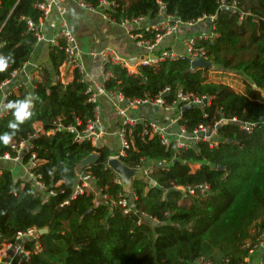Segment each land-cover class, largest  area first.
<instances>
[{
	"label": "trees",
	"instance_id": "1",
	"mask_svg": "<svg viewBox=\"0 0 264 264\" xmlns=\"http://www.w3.org/2000/svg\"><path fill=\"white\" fill-rule=\"evenodd\" d=\"M39 1L0 0V54L11 55L14 61L0 73V85L21 72L35 53L36 39L27 21L38 24L43 18L35 7ZM76 1L99 7L101 0ZM106 1L114 5L103 12L116 23L138 17L153 21L159 12L181 23L214 18L210 31L218 37L195 46L204 51L211 68L190 70L188 60L181 59L140 66L135 75L106 64L105 72L112 77L103 85L130 99L155 98L168 88L167 104L175 101L178 91L211 97L210 107L182 114L179 124L187 131L198 125L213 127L220 119L228 122L218 127L219 142L213 149L201 143L187 151L166 148L157 138L141 141V127L132 128L133 147L120 161L132 169L141 167L142 160L154 165L146 178L131 181L127 195L107 167L110 149L74 141L69 128L82 130L93 119L95 105L87 102V83L81 82L77 71L72 72L71 82H60L58 70L65 53L51 49L53 73L40 69V79L32 82L39 97L32 118L11 144L0 143V156H13V143L36 135L30 143L39 163L31 172L46 190L21 184L9 171L2 172L0 249L12 243L18 232L35 228L47 232L38 237L39 250L26 243L31 256L24 264H193L198 257L214 264L225 259L241 264L246 256L242 243L253 238L254 229H264V0ZM223 4L230 11L222 10ZM140 34L144 39L153 37ZM214 67L242 75V91L209 80ZM25 95L21 87L18 94L9 92L5 102ZM11 119L10 112L0 117V134L10 131ZM232 119L237 122L230 123ZM37 123L43 134L35 131ZM244 123L251 126L249 131L240 128ZM92 153L98 160L81 171L92 182L90 190L62 205L71 196L80 163ZM29 157L21 162L28 164ZM122 199L133 210L125 213L129 206H122ZM261 257L264 263V253Z\"/></svg>",
	"mask_w": 264,
	"mask_h": 264
},
{
	"label": "built area",
	"instance_id": "2",
	"mask_svg": "<svg viewBox=\"0 0 264 264\" xmlns=\"http://www.w3.org/2000/svg\"><path fill=\"white\" fill-rule=\"evenodd\" d=\"M53 1H39L36 3L35 7L42 12V19L38 22V24H34L31 21H27V27L29 30L34 31V37L36 39V44L45 42L49 45L50 49L53 48H60L65 53V61L62 66L67 67L71 72L77 71L81 77V82L87 83V89L85 94L88 95L87 102L94 104V117L91 120L86 122L85 127L82 130H76L75 128H69L74 133V141L76 143H84L89 142L94 148H97V140L101 136L100 132H96L97 127L100 121V114H99V106H98V98L99 95H105L114 108L117 116L119 118V125L116 129L115 134L119 139V149L116 153H112L109 159H117L120 161V158L124 157L126 151L133 147V141L131 138V129L139 125L141 127L140 133V140L147 141L153 138H157L161 145L164 147H173L176 150H184L187 151L192 147H196L198 144L204 143L207 144L210 149H213L217 146L219 142V138L217 135V129L219 126L226 124L228 121L225 119H220L218 122L214 124L213 127L206 126V125H198L192 131H187L186 128L179 124V121L182 117V109L186 107H210L212 98L208 96L196 97L193 94H184L181 91H178L176 95L175 101L171 104H167L165 102V97L169 92V89L166 88L163 92H161L157 97L150 98L148 95H145L143 98H126L121 92H112L107 91L104 88V82L101 85H98L94 82H87L85 80L86 73L84 71L83 65L80 64L79 53L75 44V39L73 34L68 30L63 24L60 27V30L56 32L53 36L45 37L42 34V26L45 19L49 16L53 8ZM79 5L87 10H95V9H109L114 5V2H108L106 0H101L99 3V7H94L91 5H87L84 3H79ZM226 7L224 4L221 5V9ZM228 8V7H226ZM162 12H159V14ZM106 17L113 21L108 15ZM165 18V17H164ZM171 21H173V25H162L160 27L152 26L150 28H146L144 31L145 33H152L153 37L151 39H144L141 37L138 41H136L137 45L148 49L153 50L156 49L158 44L162 41L164 36L173 34L176 32L179 26H184L186 28H194L198 23L204 21V19H198L196 22H189V23H181L179 20L174 18L168 17ZM145 20L144 17L132 18V19H123L121 20L118 25L122 27L126 26H133L139 27L140 24ZM214 20V18H209V24ZM211 25V24H210ZM211 27V26H210ZM211 30V28H210ZM209 32L206 33H199L197 35L188 36L183 41V48L184 54L179 55L178 53L172 50H161L157 55H155L151 59H145L140 61V66H147V65H158L163 62H174L181 59L188 60L189 69L194 70L195 67L192 66V63L196 60H204L207 61V57L203 50L196 49L195 46L197 42L201 41H208L212 43V40L217 38L218 35ZM132 37H136L132 35ZM101 57V73L104 75V81L111 78V74L105 72V65L106 64H114L120 67L125 68L126 65L117 54L110 50L106 49L100 53ZM202 68V67H201ZM212 72H215L213 70ZM15 75V74H13ZM12 75V76H13ZM30 79V78H29ZM5 83L0 85V88L7 84ZM7 94L4 96L3 104H6ZM147 108L151 111H161L164 115L168 116L166 121L159 122L155 119H145L140 114H134L135 111ZM7 114L2 108H0V117L5 116ZM206 117V115H205ZM230 123H236V119H232L229 121ZM77 124L80 123L77 121ZM240 128L244 131H249L251 126L244 123L240 126ZM37 133H44L42 130L37 131ZM51 133H46L49 135ZM36 135L28 136L27 139L21 140L17 143H13L10 147V150L14 153L13 156L6 153L3 156H0L2 159H9L13 162H21L22 157L29 155V165L30 170L34 167L39 161L35 160V153H33L32 146L30 141L34 139ZM96 154V153H94ZM108 159V160H109ZM142 165L139 168H135L138 170H143L146 177L151 174L153 165H149L143 167V164L146 162L142 160ZM83 173L81 172L78 176V182L75 184L74 189L71 193V196L68 200H66L62 205H67L71 200H75L79 196L84 195L88 190H90L89 185L86 183V175L84 177L85 180L82 178ZM31 177L34 180V184L32 187L39 191H45L46 187L44 184L39 180L40 177L38 175H34L31 172ZM117 182L121 183L120 178L118 177ZM205 189L207 187H204ZM192 193L191 191H189ZM49 195H53V192H50ZM99 198V197H98ZM107 200V196L103 197ZM122 206H129L127 210L124 212L127 213L128 211L133 210V205H129L125 199H122L119 202ZM40 230L35 228H30L24 232H18L14 238L12 243H8L2 246L0 249V264H24L30 260L31 252L26 248V243L32 242L35 245V249L39 250L38 245V237L40 235ZM240 249L246 253V256L243 258L241 264H246L251 257L254 255L264 253V229H254L253 230V238L245 240ZM193 264H214L210 259L204 257H198L194 260ZM219 264H232L229 259L223 260ZM258 264H264L262 259L259 261Z\"/></svg>",
	"mask_w": 264,
	"mask_h": 264
},
{
	"label": "crops",
	"instance_id": "3",
	"mask_svg": "<svg viewBox=\"0 0 264 264\" xmlns=\"http://www.w3.org/2000/svg\"><path fill=\"white\" fill-rule=\"evenodd\" d=\"M43 1H53L54 4L51 13L43 22L42 34L47 38L53 36L60 30L62 24L70 30L75 39L80 64L83 65L86 73L85 80L98 85L103 84L105 80L100 69V53L102 51L106 49L114 51L120 61L125 63L128 73L137 75L140 61L153 58L161 50H172L179 55H183V41L188 36L209 32L211 28L208 20L198 23L194 28L179 26L175 33L164 36L156 49L148 50L137 45L136 41L143 37L140 32H145L146 28L174 24L168 17L163 19V13H160L153 21L145 18L139 27H122L118 23L109 20L103 9L87 10L81 7L76 0ZM132 35L136 37L133 38ZM50 50L49 45L45 42L36 44L35 53L30 62L21 72L13 75L11 80L0 88V105H2L6 94L9 92L18 94L21 87H24L27 94L33 92L32 82L40 79V69L46 68L50 73H53L49 61ZM58 72V79L61 83L66 84L72 81L73 74L67 67L61 66ZM98 106L100 121L96 132H100L101 136L97 140V148L107 147L111 153H116L120 142L115 132L120 120L105 95H99ZM134 114H140L145 119H155L162 123L169 116L164 115L161 111L154 112L147 108H141L135 111ZM35 130H42L40 123L35 125ZM151 164L153 165V163ZM3 171H9L14 181L21 184H34L29 163L25 165L22 162L0 158V175ZM81 171L82 169L78 167L77 175ZM82 178L85 180L86 177ZM85 181L91 188V180L87 178ZM127 188H130V185ZM261 258L260 254L254 255L246 264H258Z\"/></svg>",
	"mask_w": 264,
	"mask_h": 264
},
{
	"label": "clouds",
	"instance_id": "4",
	"mask_svg": "<svg viewBox=\"0 0 264 264\" xmlns=\"http://www.w3.org/2000/svg\"><path fill=\"white\" fill-rule=\"evenodd\" d=\"M12 61L11 55L5 56L0 54V73L7 71L9 64ZM39 97L33 93L29 92L22 99H17L14 101H9L6 104L0 105L6 112H10L12 119L8 122V129L10 131L0 134V143L8 146L13 141L14 135L19 131L20 127L33 116V109L35 103L38 101Z\"/></svg>",
	"mask_w": 264,
	"mask_h": 264
},
{
	"label": "water",
	"instance_id": "5",
	"mask_svg": "<svg viewBox=\"0 0 264 264\" xmlns=\"http://www.w3.org/2000/svg\"><path fill=\"white\" fill-rule=\"evenodd\" d=\"M222 10H227L230 11L229 8L223 7ZM164 19V17H162ZM192 66L195 68H211V64L207 61H204L202 59L200 60H196L192 63ZM188 109H192V107H186L184 109H182V114L188 110ZM98 160V155L97 154H90L89 156H87L79 165V167L81 169H84L86 167H88L89 165H92L93 163H95ZM107 167L109 169H111L121 180V184L124 186H129L130 184V180L131 178L136 177L137 172L139 171L138 169H132V168H128L127 166H125L121 161L117 160V159H109L107 161ZM85 176V174H83V177ZM132 181V180H131ZM99 201V199H98ZM40 234H44L47 232V229H43L39 231Z\"/></svg>",
	"mask_w": 264,
	"mask_h": 264
},
{
	"label": "rangeland",
	"instance_id": "6",
	"mask_svg": "<svg viewBox=\"0 0 264 264\" xmlns=\"http://www.w3.org/2000/svg\"><path fill=\"white\" fill-rule=\"evenodd\" d=\"M211 70H215V72L208 73V79L211 81L217 82L220 81L226 85H228L230 88H232L235 92H241L242 91V85H243V77L242 75L232 73V72H223L219 68H212ZM151 165L150 162H145L143 164V167ZM144 179L146 178V175L144 174L143 170H139L136 174V177L131 178L133 179ZM131 180L130 183L131 184ZM125 193L127 195L130 194V188H127V186H124Z\"/></svg>",
	"mask_w": 264,
	"mask_h": 264
}]
</instances>
